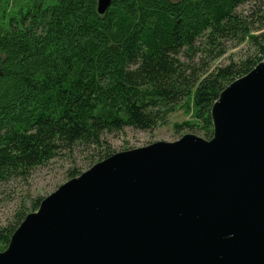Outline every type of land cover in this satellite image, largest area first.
Masks as SVG:
<instances>
[{
	"label": "trees",
	"instance_id": "1",
	"mask_svg": "<svg viewBox=\"0 0 264 264\" xmlns=\"http://www.w3.org/2000/svg\"><path fill=\"white\" fill-rule=\"evenodd\" d=\"M248 1L114 0L99 16L98 0H0V185L78 144L102 147L105 133L153 130L182 105L192 121L176 128L212 140L215 103L264 62V33L237 14ZM204 36L214 47L248 38L255 54L185 67L182 52ZM28 214L0 226V253Z\"/></svg>",
	"mask_w": 264,
	"mask_h": 264
},
{
	"label": "water",
	"instance_id": "2",
	"mask_svg": "<svg viewBox=\"0 0 264 264\" xmlns=\"http://www.w3.org/2000/svg\"><path fill=\"white\" fill-rule=\"evenodd\" d=\"M113 2L98 0V15ZM212 118L210 141L118 153L62 185L0 264H264V62Z\"/></svg>",
	"mask_w": 264,
	"mask_h": 264
},
{
	"label": "rangeland",
	"instance_id": "3",
	"mask_svg": "<svg viewBox=\"0 0 264 264\" xmlns=\"http://www.w3.org/2000/svg\"><path fill=\"white\" fill-rule=\"evenodd\" d=\"M237 14L255 25L251 34L264 33V29H257L260 18L264 20V0H249L237 9ZM254 54L255 47L248 38L241 42L222 41L219 46L214 47L204 36L197 41L193 52L184 50L180 59L185 67L191 64L198 72L203 73L212 72L232 62L246 60ZM191 121L192 113L187 112L182 105L169 115L165 124H160L153 130L126 128L119 132L105 133L102 147L78 144L70 150L60 152L48 163L32 169L26 178L5 181L0 185V226L14 222L18 213L24 210L31 214L32 206L38 199L44 200L49 197L71 180L72 173L79 172L82 175L104 161L100 159L106 155L113 156L160 142L175 143L186 135L203 139L197 128L193 130L176 128Z\"/></svg>",
	"mask_w": 264,
	"mask_h": 264
},
{
	"label": "bare ground",
	"instance_id": "4",
	"mask_svg": "<svg viewBox=\"0 0 264 264\" xmlns=\"http://www.w3.org/2000/svg\"><path fill=\"white\" fill-rule=\"evenodd\" d=\"M5 251V250H4Z\"/></svg>",
	"mask_w": 264,
	"mask_h": 264
}]
</instances>
